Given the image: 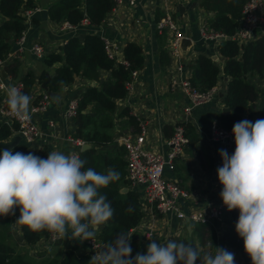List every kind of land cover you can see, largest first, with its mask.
Here are the masks:
<instances>
[{
  "label": "trees",
  "instance_id": "obj_1",
  "mask_svg": "<svg viewBox=\"0 0 264 264\" xmlns=\"http://www.w3.org/2000/svg\"><path fill=\"white\" fill-rule=\"evenodd\" d=\"M246 1L200 0V5L213 13L205 21L206 28L225 34L217 43L224 60L220 67L213 57L200 53L189 64V79L192 85L202 91H208L218 84L221 71L228 77L223 102L230 111L220 110L217 117L220 125L229 130H232L234 123L245 119L244 112L249 117L258 112L260 118L264 119V87L253 80L254 77L264 79V33L243 44L231 37L239 25ZM36 6L37 0H0V61L8 55L12 41L20 38L26 29L25 10ZM114 6V0H53L48 6V13L54 20H67L74 25L85 18L93 25H99ZM158 36L163 45L164 33H158ZM161 53L162 61H166V50L162 49ZM44 58L48 65L56 64L53 74L44 71L37 76L33 70H29L21 77L24 83L22 91L29 94L34 103L39 102L42 97V94L32 95L36 82H44L47 92L52 94L63 85L73 83L79 76L96 81L95 84L84 87L77 97L76 113L72 116L74 127L70 134L91 144L80 150V158L86 161L85 168L91 167L106 174L111 167L120 173L118 181L101 189L115 211L95 237L98 241L95 248L98 250L106 247L119 233L132 234L133 228L144 216L140 191L132 186L127 175L126 147L117 140L119 135L128 131H140L145 124L142 118L131 112L129 106H118V100L125 98L129 92V83L135 78L134 73L144 66L143 47L138 41H127L121 61L110 55L106 40L100 34L88 32L83 39L78 36L70 37L61 51L48 52ZM19 64L15 60L6 66V71L15 75ZM104 70L109 72L108 76L103 75ZM180 124L189 138L184 150L193 152L195 149L202 157L200 134L196 126L191 121H182ZM17 127V121L10 123L1 119L0 140L9 139ZM235 147V141H232L227 152L232 154ZM49 152L48 145L43 144L37 156L46 159ZM178 161L179 157L176 158L174 170L180 165ZM124 187L128 189L123 191ZM16 212H19L18 207ZM238 216V209L228 211L223 204L225 230L222 241L227 250L234 253L235 264H252L250 256L244 250L243 239L235 232ZM13 222L12 216H0V264H88L95 255L96 250H81L80 244L75 240H50L48 232L33 233L27 226H20L22 242L19 243L14 236ZM194 231L204 243L210 242V248L215 252L218 247L215 225L212 222H199ZM42 239L48 241L47 247L44 251L32 253V247ZM140 243L139 237L131 235L132 256L137 252H145ZM206 252L208 250L201 251L202 254Z\"/></svg>",
  "mask_w": 264,
  "mask_h": 264
},
{
  "label": "crops",
  "instance_id": "obj_2",
  "mask_svg": "<svg viewBox=\"0 0 264 264\" xmlns=\"http://www.w3.org/2000/svg\"><path fill=\"white\" fill-rule=\"evenodd\" d=\"M53 0H37V6L25 10L26 29L23 40L12 41L10 54L0 64L1 75L8 84H13L29 70H33L37 76L46 71L50 75L55 70V65H48L44 57H39L32 50L35 41H40L45 47L46 53L61 51L63 45L72 36L83 39L88 32H96L105 40L113 43L117 59L123 55V47L129 40H135L142 44L145 58L144 66L136 72L127 96L118 100V106H129L133 114L144 120L147 127L146 146L150 150L166 153L170 149L168 140L174 132V127L182 121H191L200 134V147L202 157L196 150L185 151L179 156L177 170L166 168V176L172 177L181 183V186L191 192L189 199H182L180 207L183 210L190 208H206L211 204L223 202L219 196L222 184L218 180L217 168L222 166L220 149H226L229 141L215 139L211 135V122L217 117V113L226 106L223 96L227 89L228 77L221 71V78L216 85L215 96L202 104L196 105L190 110H185L189 104L188 96L184 94L179 85L172 83V77L176 74L177 61L169 54L168 36L166 33L163 45L160 44L157 29L158 20L169 9L178 21L187 37L182 42L183 60L185 62L184 75L191 74L190 62L200 53H205L222 67L224 57L218 51V38L213 39L202 32V27L207 18L212 16V11L203 8L200 0H138L134 5L123 3L113 8L105 20L99 25H93L89 21H82L73 27H63V21L50 18L48 6ZM264 14V8H263ZM2 16H0V21ZM256 37L264 33V24L256 28ZM184 38V39H185ZM167 52V60L162 61L161 50ZM165 57H163L164 59ZM19 61L18 72L13 75L6 71V66ZM165 60V59H164ZM107 70L103 71L108 76ZM258 85L264 87V79L254 77ZM43 82H36L32 89V95L42 94L45 90ZM96 81L78 77L73 83L63 85L56 92L50 94L48 107L34 115L35 121L40 127L39 134L28 141L21 137L20 142L12 149L13 152L27 151L37 155L43 144L48 145L51 151H61L69 154L73 143L67 138L74 124L72 118L66 116V109L70 99L77 98L84 87L95 84ZM5 93L0 89V106L3 103ZM53 97L56 99L54 100ZM245 119L255 122L261 119L258 112L252 117L244 112ZM2 119L0 115V120ZM16 133V132H14ZM13 133V134H14ZM210 159V160H209ZM133 186V185H132ZM138 189V187L133 186ZM144 216L141 222L132 230V236L144 240H157L165 243L169 238L183 240L186 243L202 250L212 251L211 243L202 241V238L194 231L199 223L183 220L174 212L162 213L146 205L141 197ZM20 213L16 212L14 222ZM13 232L16 240L21 243L20 226L14 225ZM217 231L218 247L227 249L222 241L225 230L224 222H212ZM80 244L81 250H96L88 240ZM48 241L42 239L34 245L32 251L38 249ZM196 264H200L199 259Z\"/></svg>",
  "mask_w": 264,
  "mask_h": 264
},
{
  "label": "clouds",
  "instance_id": "obj_3",
  "mask_svg": "<svg viewBox=\"0 0 264 264\" xmlns=\"http://www.w3.org/2000/svg\"><path fill=\"white\" fill-rule=\"evenodd\" d=\"M8 114L20 123L31 120L32 97L15 84L3 86ZM55 100L56 98L53 97ZM235 150L220 149L217 168L223 185L219 196L228 211L239 210L235 232L244 241L252 264H264V119H244L232 128ZM78 155L51 151L47 158L29 152L0 149V216L19 217L14 225L48 232L54 239L95 240L99 229L113 217L111 201L101 189L120 179L109 167L106 174L85 168ZM132 234L119 233L106 247L95 251L88 264H235L234 253L216 247L215 253L183 240L165 243L148 237L146 252L131 255Z\"/></svg>",
  "mask_w": 264,
  "mask_h": 264
},
{
  "label": "built area",
  "instance_id": "obj_4",
  "mask_svg": "<svg viewBox=\"0 0 264 264\" xmlns=\"http://www.w3.org/2000/svg\"><path fill=\"white\" fill-rule=\"evenodd\" d=\"M115 6L123 3L134 5L138 0H114ZM264 0H247L242 9L239 25L231 37L243 44L256 37V28L264 24ZM84 21H88L87 18ZM74 24L69 21H63V27H73ZM157 29L159 32L166 33L168 36V46L170 56L177 61L175 71L176 74L172 77V83L179 85L185 95L188 96L189 104L185 106V110H190L196 105L205 103L211 100L216 92L217 86L212 87L208 91H202L192 85L190 75H184L185 62L183 60L182 42L187 35L173 16L172 12L167 9L164 15L157 22ZM202 32L213 38L224 37L225 34L208 30L204 23ZM24 34V33H23ZM17 41L23 40V35L16 39ZM112 46V49L110 48ZM106 47L112 56H117L113 43L106 40ZM32 50L39 57L46 55V50L40 41H35L32 45ZM10 54V51L8 55ZM7 55V56H8ZM6 56V57H7ZM120 60V57L118 58ZM4 60V59H3ZM0 61V64L3 62ZM123 60V59H122ZM121 60V61H122ZM137 72V71H136ZM136 72L134 73L136 75ZM134 80V79H133ZM129 83V88L133 83ZM15 84L18 88L23 90L24 83L21 79L17 80ZM8 85L0 73V89ZM6 95L0 106V115L2 119L12 122L16 121L8 114V107L6 103ZM50 101V93L45 90L39 102L32 101L30 106L31 120L23 124L18 122L17 129L14 132L19 133L28 141L33 139L39 134L40 127L34 119V115L48 107ZM77 98L70 99L66 109V116L72 118L76 113ZM211 135L215 139H225L231 143L234 140L232 130L225 129L220 125L218 117H215L211 122ZM72 143L73 148L69 154L78 155L80 157V150L82 145L86 143L82 138L73 137L71 134L67 137ZM147 127L143 124L142 129L137 132L128 131L118 136L117 140L126 147L127 158V175L131 180L133 186L139 188L141 197L146 205L151 206L154 210L169 213L174 212L176 216L183 220L196 221V222H223V202L214 203L206 208H190L183 210L180 207L182 199H189L191 192L181 186V184L172 177L166 176V168L174 170L176 167V158L184 153V147L188 143L189 138L185 134L184 127L177 123L174 127V132L171 135L168 143L170 149L166 153L150 150L146 146L147 141ZM50 240H56L49 235ZM92 247L98 245V241L88 240Z\"/></svg>",
  "mask_w": 264,
  "mask_h": 264
},
{
  "label": "water",
  "instance_id": "obj_5",
  "mask_svg": "<svg viewBox=\"0 0 264 264\" xmlns=\"http://www.w3.org/2000/svg\"><path fill=\"white\" fill-rule=\"evenodd\" d=\"M221 37H218V39H220ZM184 41H187V39L185 38L184 40H183V42ZM110 48L112 49V46H110ZM123 59V55H121L120 56V60H122ZM47 74H49V73H47ZM42 86L45 88V89H47V86H46V84L43 82L42 83ZM222 111H224V112H228V111H230V108L228 107V106H224L223 107V109H222ZM21 135L19 134V133H14V134H12V136L9 138V139H7V140H0V148L1 149H6V148H10V149H13L19 142H20V140H21ZM91 146V144L89 143V142H86V143H84L83 145H82V149H86V148H88V147H90ZM128 188L127 187H124L123 188V191H126ZM187 225L190 227V221L188 220L187 221ZM151 242V240H149V239H147V240H144V241H142L141 243H140V245H141V248L146 252L147 251V245L149 244Z\"/></svg>",
  "mask_w": 264,
  "mask_h": 264
},
{
  "label": "rangeland",
  "instance_id": "obj_6",
  "mask_svg": "<svg viewBox=\"0 0 264 264\" xmlns=\"http://www.w3.org/2000/svg\"><path fill=\"white\" fill-rule=\"evenodd\" d=\"M0 16H1V14H0ZM47 247V244H43L41 247H39L38 249H34L33 251H32V249H31V251H32V253H38L37 251L38 250H42V251H44V249ZM33 248V247H32ZM215 253V252H214ZM213 253V254H214Z\"/></svg>",
  "mask_w": 264,
  "mask_h": 264
}]
</instances>
